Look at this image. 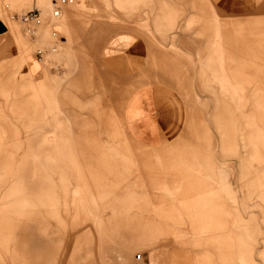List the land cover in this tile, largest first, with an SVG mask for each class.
Returning a JSON list of instances; mask_svg holds the SVG:
<instances>
[{
    "label": "rangeland",
    "instance_id": "obj_1",
    "mask_svg": "<svg viewBox=\"0 0 264 264\" xmlns=\"http://www.w3.org/2000/svg\"><path fill=\"white\" fill-rule=\"evenodd\" d=\"M53 1L0 0V264H116L120 247L124 264H264V0ZM34 7L31 36L12 15ZM134 40L143 68L111 70ZM148 86L179 105L160 149L127 127ZM56 231L61 254L41 245Z\"/></svg>",
    "mask_w": 264,
    "mask_h": 264
},
{
    "label": "crops",
    "instance_id": "obj_2",
    "mask_svg": "<svg viewBox=\"0 0 264 264\" xmlns=\"http://www.w3.org/2000/svg\"><path fill=\"white\" fill-rule=\"evenodd\" d=\"M4 31L5 28L3 24L0 23V32ZM140 44V41L134 40L133 43L125 47L123 45L121 47L119 46L120 49L118 48L116 53L107 55V62L110 65V69L122 75L134 74L141 70L145 62L142 59L143 49ZM138 100L137 104L127 115L128 130L136 140L146 144L148 148L160 149L161 144L176 136L180 127L179 105L176 104V100L170 98L164 90L150 86L139 94ZM98 206H100L99 203ZM54 236V238L42 236L41 245L47 244L49 250L55 251L58 247L54 245V240L59 243L62 234L56 231ZM15 240L16 238H14V241ZM223 248L222 246L220 249ZM17 249L16 246L15 250ZM133 249V247H120L116 255V264H124ZM144 249L145 252L153 256L152 251L147 248ZM57 252H59V248ZM61 252L62 250L60 249L59 253L61 254ZM148 254L146 260L149 257ZM168 259L167 256L162 257L159 264H170Z\"/></svg>",
    "mask_w": 264,
    "mask_h": 264
},
{
    "label": "built area",
    "instance_id": "obj_3",
    "mask_svg": "<svg viewBox=\"0 0 264 264\" xmlns=\"http://www.w3.org/2000/svg\"><path fill=\"white\" fill-rule=\"evenodd\" d=\"M70 0H54V13L55 15H59V12L62 11L63 5ZM20 19V21L25 25V29L28 34L31 36H36L38 32V27L42 24L43 18L41 15V11L38 8H32L21 15H14ZM46 50L43 48H38L35 56L38 60L43 61L46 56ZM144 257L142 253H138L135 257L133 264H143Z\"/></svg>",
    "mask_w": 264,
    "mask_h": 264
},
{
    "label": "bare ground",
    "instance_id": "obj_4",
    "mask_svg": "<svg viewBox=\"0 0 264 264\" xmlns=\"http://www.w3.org/2000/svg\"><path fill=\"white\" fill-rule=\"evenodd\" d=\"M69 2H73V0H70ZM34 8H38V7H34ZM39 9V8H38ZM40 10V9H39ZM24 13V12H23ZM14 15H16V14H13L12 15V18H14L15 19V17H14ZM53 36L56 38V40L54 41V46L52 47V49H53V53L49 56L50 57V59L52 60V61H57V62H61L60 60H59V58H57L56 56H57V54H58V50H57V43L60 41V38H59V35L57 34V32H53ZM54 52H56V53H54ZM34 58H35V61L41 66V68L43 69V70H49L48 68H49V65L48 64H50V63H43L42 61H40V60H38L37 59V57L34 55ZM45 58H46V56H45ZM45 58H44V60H45ZM47 59V58H46ZM146 263V259H144V263L143 264H145Z\"/></svg>",
    "mask_w": 264,
    "mask_h": 264
}]
</instances>
